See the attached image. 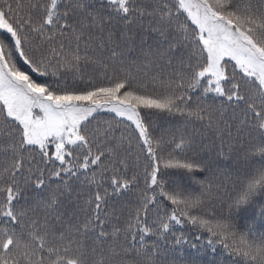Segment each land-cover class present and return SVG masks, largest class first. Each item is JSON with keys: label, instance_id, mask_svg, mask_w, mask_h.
<instances>
[{"label": "snow or ice", "instance_id": "1", "mask_svg": "<svg viewBox=\"0 0 264 264\" xmlns=\"http://www.w3.org/2000/svg\"><path fill=\"white\" fill-rule=\"evenodd\" d=\"M258 197L264 0H0V264H264Z\"/></svg>", "mask_w": 264, "mask_h": 264}, {"label": "trees", "instance_id": "2", "mask_svg": "<svg viewBox=\"0 0 264 264\" xmlns=\"http://www.w3.org/2000/svg\"><path fill=\"white\" fill-rule=\"evenodd\" d=\"M148 43H152L151 40L148 41ZM135 55V54H134ZM104 117H107L109 114L106 113H102L101 114ZM155 125H156V131L157 134H160L161 132H165L167 131V133L169 135L175 133L177 136H179V133L176 131L178 128L181 129V131H185V134H193L197 128L201 127L199 125V122L193 120L192 123L188 124V125H184V118L182 117H171V116H167V115H161L157 118H155L154 121ZM186 129V130H185ZM219 145L217 143V149H218ZM225 153H228V149L227 147H225ZM201 156L205 159V160H219V167L220 168H224L225 166L228 167L229 170L232 171L233 175L235 176L236 174V170L241 168V166L244 164V155L243 152L240 153L239 156V160H237V154L236 153H231L228 159H223V158H218L216 155V150H209V149H205L203 152H201ZM253 159H258L257 157H253ZM194 187L198 188V185H194ZM229 188H231V185H229ZM259 203L253 204L251 207L255 210V215L254 218L250 221H248V223L252 224V226L254 228H256L257 231H264V228H260L259 224L264 222L261 220L260 218V204H264V197H258L257 198ZM152 239H155V237H153ZM151 241H149L150 243ZM185 248L187 249L188 246H185ZM207 259L205 258V260L201 261L200 264H207Z\"/></svg>", "mask_w": 264, "mask_h": 264}]
</instances>
